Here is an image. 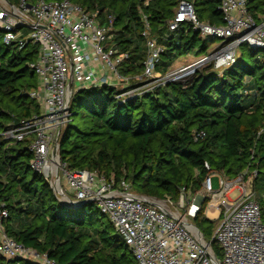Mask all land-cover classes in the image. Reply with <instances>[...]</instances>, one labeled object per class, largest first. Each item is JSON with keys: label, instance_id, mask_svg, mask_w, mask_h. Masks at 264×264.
Listing matches in <instances>:
<instances>
[{"label": "trees", "instance_id": "obj_1", "mask_svg": "<svg viewBox=\"0 0 264 264\" xmlns=\"http://www.w3.org/2000/svg\"><path fill=\"white\" fill-rule=\"evenodd\" d=\"M71 1L97 13L104 25L112 18V42L120 53L128 54L119 71L132 78L144 70L147 26L163 48L156 65L161 74L183 56L208 51L211 36H202L191 22H181L170 31L181 1L192 4L201 22L224 24L220 0ZM248 9L258 18L264 0H249ZM260 52L264 49L243 44L236 62L222 72L210 64L185 81L133 97L119 96L137 86L134 79L125 89L111 85L77 89L71 99V120L60 138V160L70 170L98 172L116 184L126 181L135 194L173 201L179 200L182 190L193 194L202 189L209 173L205 163L229 178L246 173L264 223V55ZM37 55L31 42L22 48L0 43V206L8 211L6 232L57 264H136L95 203L64 205L48 180L32 168L29 141L4 135L40 113L39 102L30 96L39 85L31 68ZM196 134L202 135L196 138ZM209 202L204 199L193 222L220 257L221 250L212 240L215 221L205 215ZM0 264L39 263L0 254Z\"/></svg>", "mask_w": 264, "mask_h": 264}, {"label": "built area", "instance_id": "obj_2", "mask_svg": "<svg viewBox=\"0 0 264 264\" xmlns=\"http://www.w3.org/2000/svg\"><path fill=\"white\" fill-rule=\"evenodd\" d=\"M248 2L220 0L224 24L215 26L201 22L192 4L181 1L169 29L174 31L179 23L187 21L202 36L221 38L223 45L213 55V64L222 72L236 62L243 44L264 49V12L255 17L248 9ZM97 17V13H90L71 0H19L16 3L0 0L2 42L16 44L19 48L31 42L38 48L31 68L39 85L30 96L41 106L39 114L7 130L5 137L29 141L32 168L48 180L57 196L76 203H95L102 214L108 215L136 264H264L262 211L254 191L249 188L246 173L229 178L212 171L205 163L209 173L200 191L192 194L182 190L178 201L145 200L135 195L126 181L116 184L98 172L70 170L60 160L57 144L71 120V99L77 89L120 84L125 89L132 85V79H137L136 87L119 96L133 97L186 79L193 72L187 65L164 76L159 74L156 65L163 48L151 38L147 26L143 32L147 37V58L142 74L133 78L122 75L119 66L128 54L120 53L112 42V18L104 25ZM25 27L28 33H21ZM201 135L196 134V138ZM60 174L65 178L66 188ZM214 174L219 177L218 190L213 188ZM235 190L238 195L231 199L229 194ZM205 198L210 199L211 210L217 211L214 217L219 224L212 240L221 250L220 257L193 222ZM221 199L222 203L217 205ZM7 218L8 211L0 206V254L39 264H57L47 254L9 237L5 229Z\"/></svg>", "mask_w": 264, "mask_h": 264}, {"label": "rangeland", "instance_id": "obj_3", "mask_svg": "<svg viewBox=\"0 0 264 264\" xmlns=\"http://www.w3.org/2000/svg\"><path fill=\"white\" fill-rule=\"evenodd\" d=\"M28 31H29L28 28L25 27V28H23L21 30V33H28ZM209 40H210V45H209V49H208L207 52L192 53L190 55L181 57L179 60H177L171 66V68L169 69L168 73L170 74L171 72H174L178 68H180L182 66H187L188 65V66H191L193 68V72L186 78V79H188L190 76H192L193 74H195L198 70H202L203 68L210 66V64H213V55L220 48V45L222 44V39L221 38H218V37H212L211 36L209 38ZM1 42H2V39H0V43ZM260 54L262 56V55H264V52H260ZM194 67H196V68H194ZM158 73L161 74L160 72H158ZM166 74L164 73V74H161V75L164 76ZM186 79H180L178 81H185ZM136 80H134L132 83H135ZM122 86H123L122 84L118 85V87H120V88ZM76 87L77 86H75V88ZM60 176H61L62 184H64V186L66 188L67 185H66L65 178L61 174H60ZM247 180H248V183H249V188H252V185H251V180L252 179L251 178H248ZM212 184H213V188L215 190H218L220 188L219 177L216 174L212 175ZM237 195H238V191L235 190V191H232L229 194V197L231 199H234V198H236ZM222 201H223L222 199L221 200H218L217 205H220L222 203ZM210 206H211V204H208V206H207V212H205V215L208 218H209V216H215L216 215V212H214V211H216V209H213V211H212L211 208H210ZM100 216L103 217V221L104 222H106V223L110 222V218H109L108 215H105V214L102 215V213L100 212ZM214 221H215V225L217 227L218 224H219V220L216 218V219H214ZM216 227L213 230V234H214V231H215Z\"/></svg>", "mask_w": 264, "mask_h": 264}, {"label": "water", "instance_id": "obj_4", "mask_svg": "<svg viewBox=\"0 0 264 264\" xmlns=\"http://www.w3.org/2000/svg\"><path fill=\"white\" fill-rule=\"evenodd\" d=\"M72 75V74H71ZM72 83L70 82L69 83V96L71 97V94H72V85H71ZM60 148H61V142H60V140H59V142H58V144H57V150H58V152H59V150H60ZM135 195H137V196H139V197H141V198H143V199H145V200H147L148 198L149 199H157V198H154V197H150V196H146V195H139V194H135ZM59 198V197H58ZM59 200L64 204V205H66V206H71V207H75V206H84V205H86V204H88V202H80V203H76V202H73V201H70V200H64V199H61V198H59ZM157 200H159V199H157ZM201 237H202V235H201Z\"/></svg>", "mask_w": 264, "mask_h": 264}, {"label": "crops", "instance_id": "obj_5", "mask_svg": "<svg viewBox=\"0 0 264 264\" xmlns=\"http://www.w3.org/2000/svg\"><path fill=\"white\" fill-rule=\"evenodd\" d=\"M209 219H211V220H214V219H215V217H213V216H209Z\"/></svg>", "mask_w": 264, "mask_h": 264}, {"label": "bare ground", "instance_id": "obj_6", "mask_svg": "<svg viewBox=\"0 0 264 264\" xmlns=\"http://www.w3.org/2000/svg\"><path fill=\"white\" fill-rule=\"evenodd\" d=\"M56 175H57V174H56ZM212 211H213V210H212ZM214 212H216V215H217V211H214ZM212 214H213V213H212ZM216 215H215V216H216ZM213 217H214V216H213Z\"/></svg>", "mask_w": 264, "mask_h": 264}]
</instances>
